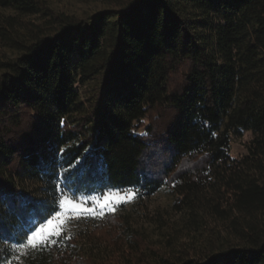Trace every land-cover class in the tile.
<instances>
[{"label": "trees", "instance_id": "1", "mask_svg": "<svg viewBox=\"0 0 264 264\" xmlns=\"http://www.w3.org/2000/svg\"><path fill=\"white\" fill-rule=\"evenodd\" d=\"M102 1L111 9L84 22L46 0H0L16 14H0V44L18 53L0 59V264L62 191L163 187L223 240L168 254L109 214L91 236L112 256L43 247L29 264H264V0Z\"/></svg>", "mask_w": 264, "mask_h": 264}, {"label": "rangeland", "instance_id": "2", "mask_svg": "<svg viewBox=\"0 0 264 264\" xmlns=\"http://www.w3.org/2000/svg\"><path fill=\"white\" fill-rule=\"evenodd\" d=\"M46 1L54 11L74 16L84 22H89L95 14L101 11L111 9V6L106 5L102 0ZM0 14L16 16L12 9H0ZM21 19L36 23L43 20L42 15L27 16ZM17 56L18 53L0 44L1 60L12 59ZM93 86L94 83L90 82L80 88L82 97L87 98L86 96L91 93ZM252 138L253 134L250 131H245L242 138L233 139L231 147L232 155L235 158H241L246 153V142ZM110 190L101 194H87L86 192L77 194L74 192L76 194L75 199L76 202L81 203L82 208L95 209L97 206L89 197H97L100 202H103L106 195H112L115 200L116 198H122L125 194L120 190L126 189ZM133 191L135 192L134 199L118 203L113 212L105 209L102 217L87 214L71 216L61 236L55 238L56 243L48 244L44 247L56 249L60 252L70 251L72 253L89 254L103 259L112 256L114 252L113 248L97 241V238L102 237V234H97L96 239L91 236V232L109 214L124 218V224L129 227V230L142 234L152 247H158L168 254L186 252L188 250L205 252L208 248H214L213 243L211 244L212 237L218 235L220 239L219 244L223 240V237L226 236V228L221 223L209 222L207 226L198 228L190 222L188 216L177 213L173 209L174 196L167 187H163L150 197L141 196L135 189ZM54 215L55 213L52 216ZM52 216L47 219H51ZM47 219L41 222L47 223ZM35 224L39 226L38 222ZM107 228L105 227V229ZM17 242L14 240L11 243H6L9 247L3 246L5 257L1 264H29L37 262L38 254L43 247L36 250L24 249L17 251ZM146 254L148 258L158 260V257L151 250H147ZM120 264L131 263L128 258H122Z\"/></svg>", "mask_w": 264, "mask_h": 264}, {"label": "snow or ice", "instance_id": "3", "mask_svg": "<svg viewBox=\"0 0 264 264\" xmlns=\"http://www.w3.org/2000/svg\"><path fill=\"white\" fill-rule=\"evenodd\" d=\"M124 192L122 198L114 200L112 195H106L103 202L97 197H89L95 204L96 208H82L81 203L76 202V194L74 192H61V196L57 198L58 210L54 206L55 215L51 219H47V223L38 222L31 224L24 234V239L17 242V251L24 249L36 250L48 244H55L56 237L61 236L66 224L70 221L71 216L79 215H104V210L109 212L115 211V208L120 202H127L134 199L135 192L133 189L120 190ZM111 192V190H110ZM46 219V218H44Z\"/></svg>", "mask_w": 264, "mask_h": 264}]
</instances>
